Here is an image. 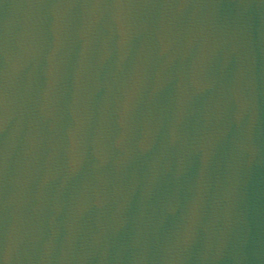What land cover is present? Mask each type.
Here are the masks:
<instances>
[{
	"label": "water",
	"instance_id": "water-1",
	"mask_svg": "<svg viewBox=\"0 0 264 264\" xmlns=\"http://www.w3.org/2000/svg\"><path fill=\"white\" fill-rule=\"evenodd\" d=\"M4 264H264V0H0Z\"/></svg>",
	"mask_w": 264,
	"mask_h": 264
},
{
	"label": "snow or ice",
	"instance_id": "snow-or-ice-1",
	"mask_svg": "<svg viewBox=\"0 0 264 264\" xmlns=\"http://www.w3.org/2000/svg\"><path fill=\"white\" fill-rule=\"evenodd\" d=\"M0 264H4V260L0 258Z\"/></svg>",
	"mask_w": 264,
	"mask_h": 264
}]
</instances>
